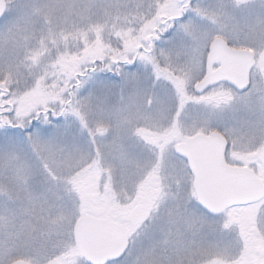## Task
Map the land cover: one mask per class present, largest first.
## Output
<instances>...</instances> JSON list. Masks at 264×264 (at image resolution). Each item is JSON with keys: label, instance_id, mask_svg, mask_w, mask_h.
<instances>
[{"label": "rangeland", "instance_id": "1", "mask_svg": "<svg viewBox=\"0 0 264 264\" xmlns=\"http://www.w3.org/2000/svg\"><path fill=\"white\" fill-rule=\"evenodd\" d=\"M4 1L0 264H85L72 228L88 215L129 231L112 264H212V224L172 146L225 130L245 157L261 152L264 182V59L247 92L193 93L198 50L215 36L263 33L264 0H188L182 14L174 0ZM155 28L170 37L147 55ZM47 110L52 122L35 120Z\"/></svg>", "mask_w": 264, "mask_h": 264}, {"label": "water", "instance_id": "2", "mask_svg": "<svg viewBox=\"0 0 264 264\" xmlns=\"http://www.w3.org/2000/svg\"><path fill=\"white\" fill-rule=\"evenodd\" d=\"M182 5L186 0H174ZM6 10L0 0V20ZM208 65L222 63L219 71L209 79L197 83L195 95L223 80L238 92L249 87V72L254 64L250 52L231 50L222 39H214L208 48ZM93 72V71H92ZM225 141L217 132L198 134L181 145H174L172 152L183 159L193 178L192 188L196 203L207 213L214 215L235 205H248L261 201L264 185L255 175L242 168L228 167L223 159ZM128 230L122 225L91 216L77 218L72 228V241L76 253L85 264H111L126 253ZM12 264H29L16 261ZM44 264H61L51 259Z\"/></svg>", "mask_w": 264, "mask_h": 264}, {"label": "flooded vegetation", "instance_id": "3", "mask_svg": "<svg viewBox=\"0 0 264 264\" xmlns=\"http://www.w3.org/2000/svg\"><path fill=\"white\" fill-rule=\"evenodd\" d=\"M249 1L252 2L253 0H249ZM256 1L257 0H255V2ZM187 2L188 0H186V3ZM176 5L181 8L180 13L182 14L183 8H185V6L183 7V5H178V4ZM179 19L181 20L184 19L183 15L180 16ZM262 19H264V17ZM172 21L173 19L170 18L168 20V23L171 24ZM253 22H254L253 20H250V24H249L250 27L252 26ZM263 34L264 32L251 33L249 29V32L245 33V39H244L245 42L240 41V39L236 41L235 38L227 39L224 36L213 37L205 47H201V49L198 50L200 51L198 55L199 56L198 61H200V66H202L203 74L201 76V80H199L197 83L212 78L221 68L222 63L220 62H215L208 65L207 58L209 55L208 48L211 42L214 39H222L226 43L229 49L246 51L252 54L254 64L249 72V87L247 89L248 91L250 88L251 80L254 76L255 69L258 66V62L263 63V59H264L262 58L264 56ZM158 37L168 38L170 37V32L165 31L164 34H161L159 29L157 28L153 29L151 37L147 38L145 41L147 48L146 51L147 55L151 53V44H152L151 42L157 39ZM140 51L143 52L142 47L137 48V52ZM115 66H117V64H115ZM132 66L133 64L130 65L129 67L131 68ZM102 68L103 67L101 66L100 67L101 75L103 77L105 78L113 77L114 79H117L114 72ZM219 84H222L236 91L233 86L227 84L225 81L217 80L213 86L205 88L202 91V93ZM2 101H3V97L0 95V109L3 108L1 105ZM7 128H10V126H8ZM210 132H217L224 139L225 149L223 153V159L228 167L247 169L251 171L255 175V177H257L260 180V182L264 185V182L260 176V173L262 172L261 167L263 166V161H262L263 156L260 154L261 152H258L257 150V152L249 154L245 157L241 152L238 151L239 148L235 147L233 138L225 130L212 129L206 133H197V134L207 135ZM193 136L185 139L184 142H180L175 145L184 144ZM180 160L184 163L186 168V173L191 180L189 188L194 197V205L196 207V210L199 212L201 216L208 218V220L212 224L211 225L213 230L212 232L214 233V236H216L214 237V239L215 238L217 239L216 240L217 245L214 244L213 247L211 246L212 249L210 252L212 253V255H214L212 256V264H264V197L261 201L257 203L248 204V205H235L217 214L211 215L206 211H204L196 203L192 188L193 178L189 172L187 163L183 159ZM245 211L248 212L250 211V213L245 215Z\"/></svg>", "mask_w": 264, "mask_h": 264}, {"label": "trees", "instance_id": "4", "mask_svg": "<svg viewBox=\"0 0 264 264\" xmlns=\"http://www.w3.org/2000/svg\"><path fill=\"white\" fill-rule=\"evenodd\" d=\"M100 70V74H101V69H99ZM101 77L103 78V76L101 75ZM41 115H44V117H43V122H47V121H50V122H52L51 121V115H52V111L51 110H47L45 113H43V112H38V118L36 117V121L38 120V119H40V117H41ZM36 121L35 122H33L32 121V123L31 124H34V123H36ZM7 128V127H6ZM18 126H11L10 125V128H7L8 130H10V131H18ZM22 133L24 132L25 133V131H27V129L25 130V129H23V130H21V129H19Z\"/></svg>", "mask_w": 264, "mask_h": 264}]
</instances>
